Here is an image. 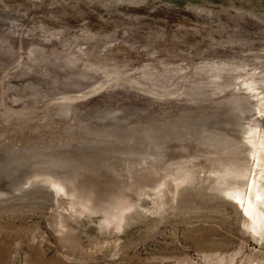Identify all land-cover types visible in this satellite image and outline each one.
<instances>
[{
	"label": "rangeland",
	"instance_id": "rangeland-1",
	"mask_svg": "<svg viewBox=\"0 0 264 264\" xmlns=\"http://www.w3.org/2000/svg\"><path fill=\"white\" fill-rule=\"evenodd\" d=\"M257 124L264 0H0V264H264Z\"/></svg>",
	"mask_w": 264,
	"mask_h": 264
},
{
	"label": "bare ground",
	"instance_id": "bare-ground-1",
	"mask_svg": "<svg viewBox=\"0 0 264 264\" xmlns=\"http://www.w3.org/2000/svg\"><path fill=\"white\" fill-rule=\"evenodd\" d=\"M250 88L253 89L252 86H250ZM245 138L249 144V157H252L254 162L252 166L253 173H251V177L249 176L250 178L247 186L243 189L240 184L233 183L232 185H225L224 187H221L220 190L224 192L225 196L228 195L237 203L238 206H240L242 211L241 215L246 221V226L252 230V232L255 233L258 238L263 239L264 209L259 206L258 200L264 202V129L259 127L258 124L254 125L253 127L249 128L248 135ZM232 169L234 171L233 173H236V175L239 176L240 172L237 165H234ZM45 180L46 179H44V181ZM47 182H49V185L55 193H66L63 187L64 185L61 183L55 180H48ZM71 196L73 197V204L80 205L82 209H89L87 197H80L79 195L72 193ZM112 208L113 209L104 216L119 218V224H117V226H120L122 221L127 217L125 213L127 207L123 205H114Z\"/></svg>",
	"mask_w": 264,
	"mask_h": 264
}]
</instances>
